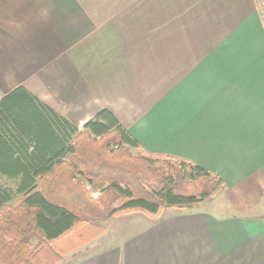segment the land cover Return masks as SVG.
Returning <instances> with one entry per match:
<instances>
[{
  "label": "crops",
  "instance_id": "0c3cea01",
  "mask_svg": "<svg viewBox=\"0 0 264 264\" xmlns=\"http://www.w3.org/2000/svg\"><path fill=\"white\" fill-rule=\"evenodd\" d=\"M13 92L80 131L107 109L225 183V215H115L67 264H264V0H0V102Z\"/></svg>",
  "mask_w": 264,
  "mask_h": 264
},
{
  "label": "trees",
  "instance_id": "16d2710c",
  "mask_svg": "<svg viewBox=\"0 0 264 264\" xmlns=\"http://www.w3.org/2000/svg\"><path fill=\"white\" fill-rule=\"evenodd\" d=\"M0 174L18 182L0 186V264H61L115 215L191 209L225 189L192 161L145 152L107 109L80 131L18 92L0 102Z\"/></svg>",
  "mask_w": 264,
  "mask_h": 264
},
{
  "label": "rangeland",
  "instance_id": "374dc122",
  "mask_svg": "<svg viewBox=\"0 0 264 264\" xmlns=\"http://www.w3.org/2000/svg\"><path fill=\"white\" fill-rule=\"evenodd\" d=\"M114 148H117L116 146H114ZM134 153L137 154L139 153L138 150H134ZM152 154V153H151ZM18 182L16 180H12V179H8V178H3L0 176V186L5 187L7 189H11V190H16ZM91 189V194L93 195V197H98L99 192L93 190L91 187H89ZM224 189L218 191L216 193V195L213 197L212 201L209 202V204L206 203H200L198 204L199 209L201 210H207L210 213H215V214H220L221 216L225 215V213L230 212L231 210V206L228 203L229 197L224 196L223 194ZM17 199L18 196L14 197V200L12 202H14V204L17 203ZM174 209H166L164 210L162 213L157 214V215H153V214H147V213H143V212H134V213H130V214H136L139 215L138 217H142L143 223L145 224L147 221H157L159 219H162L163 217L167 216L169 214L170 211H173ZM253 210V209H251ZM254 212V211H252ZM142 214V215H140ZM118 215H123V214H118ZM111 219V218H110ZM139 219V218H138ZM109 223H111L110 221H108L106 224L109 225ZM141 223L139 222V226ZM138 226V223L134 224L132 226V228L136 229ZM64 261L61 264H67V259L66 257H64Z\"/></svg>",
  "mask_w": 264,
  "mask_h": 264
}]
</instances>
